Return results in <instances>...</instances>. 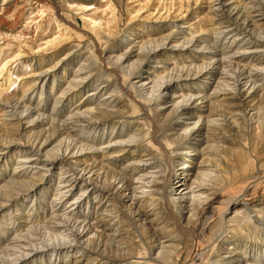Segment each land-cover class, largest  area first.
Here are the masks:
<instances>
[{
    "label": "rangeland",
    "instance_id": "1",
    "mask_svg": "<svg viewBox=\"0 0 264 264\" xmlns=\"http://www.w3.org/2000/svg\"><path fill=\"white\" fill-rule=\"evenodd\" d=\"M249 5V0H221L219 4L215 0H0V150L6 152L5 159L0 160V264L14 261L13 255L6 248L13 237L16 240L31 237L33 241L38 238L50 246H65L59 249L60 252L39 251L35 256L26 254L27 257L20 264H133L131 259L158 264L150 259L160 249L153 247L155 236L152 235L151 228L159 227L168 234L172 232L180 237L183 235L182 226L191 221L189 210L186 212L182 207L179 208V204L169 200L174 186L172 171L183 164L182 159L172 158L170 151L183 142L184 137L192 136L198 126L207 125L206 128L211 130L208 120L214 112L221 110L224 113V107L219 99L211 97L213 104L205 110L202 108L200 120L198 114L177 126L175 121L178 107H170L156 116L149 113L147 109L151 103L147 100L156 94L157 89L148 97L130 85L131 77L145 78L150 71H157L159 75L164 74L174 80L178 77L180 67L193 66V75L198 70L195 66L204 64L206 69L212 67L210 62L214 58L198 56L200 58L196 59L195 54L189 50L179 51L187 48L174 49V45L185 37L194 36L201 39L203 44L215 45L221 50L230 45L234 47L233 43L239 36L237 31H232L230 35L219 33V29L228 21L236 26V30L248 31V34H244L245 41L234 47L235 51L252 49L248 48L255 37L251 30L262 36L258 29L264 27V17L262 20L255 17L259 10L253 12L247 9ZM213 7L219 9L212 10ZM260 9L264 11L263 6ZM256 19L258 20L255 21ZM169 35L173 40L157 48L156 53L148 58L147 51H150L152 44L163 41ZM143 38L147 39L146 43L139 46ZM168 41L169 39L166 42ZM243 57L237 63L244 68L248 65L264 66L263 52L255 51ZM125 58L127 60L123 63ZM82 64L89 66L85 74L88 79L77 93L79 97L62 99L60 96L72 79V74ZM219 67L214 66V70L219 71ZM43 69L53 71L34 85L37 80L28 76L42 72ZM136 73L139 75H134ZM206 75L205 72L199 75L198 85L201 87L204 86L203 82H207ZM157 80L155 83H159ZM262 81L260 78L256 81L255 89L259 85L263 87L257 89V95L251 101L256 102L255 107H262L259 123L247 117L238 122L234 120V126L228 123L223 127H212L211 138L200 145L182 144L185 152L194 153L205 152L204 147L211 146L212 156L219 157L211 160V163L219 166L218 176L213 180L219 193L235 187L236 183L251 176L260 177L264 174V96L260 95V92H264ZM102 84L110 87L103 90L98 99L113 94L112 101L102 105L110 114H102L104 118L99 117L93 123V126L96 125L93 130L81 131L79 136L75 131L67 135L76 137L81 144L91 146L87 154L91 160L89 163H96V169L101 170V173L92 183L78 180L61 209L68 208L65 205L72 199L82 200L80 206L75 208L81 218L69 219V223L73 225L76 220L83 218L89 223L98 220V216L104 215L106 207L107 212L112 213L115 219L103 222L106 223L103 227L109 226V232H106L108 235L102 234L99 236L101 238L78 242L65 235L71 234L69 231H53L48 227L51 197L60 184L64 161L54 162L53 165L48 161L47 167L50 168L41 171L43 175L38 173L40 177L37 179L38 182H51H46L44 189L40 185L32 190L26 188L30 181L33 182L29 176L18 177L14 174L15 167L20 165L17 163L16 152L23 147L21 144L28 143L36 149L39 147L41 161L62 154L67 137L60 133V127L72 113L70 106L78 103L83 96L87 97L88 93ZM183 90L188 93L196 88ZM206 91L211 92V89ZM209 98L204 96L200 102L204 103ZM10 102H13L12 106L9 105ZM245 106L242 104V108ZM114 131L122 134L117 135ZM15 138L21 142L18 141V144ZM111 139L129 140L130 148L124 153L121 150L125 148L118 146L98 150ZM46 140L51 143L44 147ZM192 146L195 147L194 150H191ZM208 148H205L207 152ZM135 149L136 153L133 151ZM117 152L122 155H115ZM34 158L36 160L37 155ZM140 158L155 162L154 165L158 167L151 169V172L160 168L162 173L156 179L157 182L153 183L154 191L151 195L145 196V201L141 199L143 201L140 206L146 211L137 215L136 206H132L129 201L118 200L113 193L112 180L128 175L133 165L127 168L124 166L132 160L136 163ZM200 158L198 156L197 161ZM153 173L155 172L151 174ZM252 208L261 209L259 216H263L264 198L257 199ZM256 213L254 211L253 214L256 216ZM80 225L84 227L79 223L75 226ZM237 226L234 227L238 230L236 234L245 239H240L239 244L243 246L247 243L253 256L262 258L263 261L259 260L257 263L264 264V226L256 220H242ZM118 231V235H113ZM212 250L215 264H227L228 259L235 255L221 248L218 250V247H213ZM166 256L163 255L161 259L168 263ZM253 261L251 259V263ZM174 264L181 263L174 261Z\"/></svg>",
    "mask_w": 264,
    "mask_h": 264
},
{
    "label": "bare ground",
    "instance_id": "2",
    "mask_svg": "<svg viewBox=\"0 0 264 264\" xmlns=\"http://www.w3.org/2000/svg\"><path fill=\"white\" fill-rule=\"evenodd\" d=\"M215 1L216 4H219L221 2V0ZM249 1L251 5H249L247 9H250L253 12L259 10L255 17H260L258 19L262 20L264 17V11L263 9L261 10L260 7H264V0ZM218 9V7H213L212 10ZM258 19H256L255 21H257ZM236 29V26L232 25L230 21H228L223 27L219 29V33L224 35H230L232 31H237L239 36L233 43L234 47L240 45V42H244V34H248L247 30ZM258 30H260L258 32H261L262 36H258L261 34L255 33L256 31L254 32V30H251L255 37L254 40L250 42L251 46L248 48L252 49L240 52L235 51L236 49L231 45L226 49L221 50V48L219 49L215 45L203 44L201 42V39L195 38L194 36L191 38H183L179 43L174 45V49L187 48L185 50L179 49V51L187 52V50H189L191 51V53L195 54L196 59L200 58L198 56L208 57L209 59L214 58L210 62L212 63V67L208 69H206L207 66H204V64L201 66H195L194 68L198 70L194 75L192 73H194L195 71L192 70L195 69H192L193 66L189 65L183 68L180 67L178 70V77L174 80L172 78H168L164 74L159 75L157 71H150L149 73H147L148 75L145 78H141V76H132L134 77L132 79L131 77L132 81L130 80V85L143 94L147 95L148 97H151L150 94L154 92V89H157V91H155L156 94L147 100L151 103L148 105L147 109L149 113H152L156 116L164 113L170 107H178V113L176 114V116L178 115V117L175 121V124L177 126H179L181 123L183 124V122H187L195 118L198 114V119L200 120V116L203 114L202 108L203 110H205L207 107L213 104V102H211V97L219 99L224 107V109H222L224 110V113L220 112L221 110H219V112H214L211 115V118L208 120V124L211 126V130L209 128H206L207 125L202 127L198 126L197 128H195L197 130L192 136L188 135L187 137H184V141L180 142L178 146H176L178 148L175 147L174 150L170 151L172 158L182 159L183 164H181V166L177 168L176 171H172L171 176L174 179V186L172 188V195L171 197H169V200L173 203L179 204V208L182 207V209H184L185 211L189 210L191 212L189 215V220L191 221L182 226L183 235L181 234L180 237H178L177 235L175 236V234H172V232L168 234V232L159 227L151 228V230L153 231L152 235L155 236L153 247L155 249H160L158 254L153 258L151 257L150 259L157 262L158 264H174V261L180 262L181 264H215L213 262V253L211 252L213 251V247H218V250L219 248H221L223 250H226L228 253L235 254L232 258L228 259V261L226 262L227 264H242L243 262L244 264H258L257 262L259 260L263 261L262 258L259 259V257H257L258 255H256V257L253 256L251 249L248 250L249 245L247 243H245V245L243 246L239 244L240 239H244V237L241 236L240 238L239 235L236 234V232H238L237 228L235 229L234 227L240 225L242 220L248 222H250L251 220H256V222L258 221V223L264 226V215L259 216L261 209L252 208L253 203L257 199L264 198V174L260 177L251 176L239 183H236L235 187L225 189L224 192L219 193L216 186L213 184L214 178L218 176L217 174L219 173V166H215L214 163H211L212 159H216L219 157L217 155L214 157L212 156V150L210 149L211 146H208L209 148L204 147L206 154H203L205 153L203 151H198L195 153L191 151L185 152L182 145L190 143L200 145L204 140H208L211 138L210 133L213 130L212 127H223L228 123H232L234 126V120L238 122V120L240 121L247 117L251 121L259 123V115L262 107H255L254 104L256 102L253 103L251 101L257 95V93H255L257 89L263 87V85H259V87L255 89V87L257 86L256 81L259 78L263 79L261 83H264V66L248 65L244 68L241 64L237 63V60L244 58L243 56H245V54H250L255 51L264 53V27H260V29ZM138 38H140V36ZM167 39H169L168 42H166ZM146 40H144V38L141 39L139 42V46L140 44L146 43ZM171 40H173V38L171 37V35H169L163 41H155L154 44H152L153 46L150 48V51H147L148 58L156 53L157 48H161L166 44H169ZM255 46L260 47L256 48ZM192 56L194 57V55ZM124 57L125 56H123V58ZM126 60L127 58H125L123 63H125ZM141 61H143V59L140 60V62ZM85 65L82 64L77 70L74 71V73L72 74V79H70L69 83L66 86V89L60 96L62 99L63 97L65 99L79 97L77 93L80 92L82 87L85 85L86 80L88 79V75L85 74L87 73L86 68L89 66L85 67ZM214 66H220L219 71L214 70ZM156 67L162 68L163 66L156 65ZM41 71L42 72L35 73L32 76H28L34 77V80H37L35 81L34 85L39 80L46 77V75L50 71H53V69H43ZM203 72L207 74V82H203L204 86L201 87L200 85H198V81L199 75ZM134 75L139 74L136 73ZM157 79L159 80V83H155ZM156 84L158 86H154ZM109 87L110 86L106 84H102L101 86L99 85L95 90L88 93L87 97L83 96V98H81L78 103L70 106L69 110L70 113H72L68 120L63 122L62 126L60 127V133L65 134V136L67 137L65 141V149L62 154L56 155L52 159L48 158L41 161L40 157L42 156V154L39 147L36 149L33 146H30L28 143L21 144L23 147L16 152V154L18 155L17 163L20 165L15 167L16 170L14 169V174L18 177L29 176L30 179L33 180V182L30 181V185L26 188H31L32 190H35L36 187L40 185L44 189L46 188V186H44L45 183L47 182L49 184V182H51H38L37 179L40 177V175H37L38 173L42 174L41 171H46L50 168L47 167L48 161H50V165H53L54 162L64 161V163H62L65 166H63L62 168L63 175L61 174L62 176H60V184L58 185L57 191L54 192L53 197H51V219L49 221L50 224L48 227L53 231H69L71 234L65 235L72 237L70 240H74L75 238L78 242L88 241V239L95 237L101 238L99 237L100 235L106 234L107 231L109 232V226L103 227L104 224H106L103 222L112 221V219H115V216H112V213L109 214L107 212L106 207L104 209V215L101 217L98 216V220L89 223L85 222V219L83 218L82 220H76L75 224L73 225L69 223V219L81 218L78 217L79 212L75 211V208L80 206L79 204H81L82 200L79 201L76 200V198L72 199L71 201H68V203H66L67 205H65L66 207L68 206V208L61 209L63 204L67 202L69 193L72 194V187L75 186V183L78 182V180H81V182L92 183V181L101 173V170L97 171V166L95 165L96 163H89V161L91 160H89V155L87 154L90 152L91 146L83 143L81 144L77 141L76 137L72 138L71 136L67 135L69 134V132L70 134H72L71 132L75 131L79 136L81 131H87V129L93 130L96 126H93V123H96L99 117L104 118L102 114H110V112L105 110L102 105L111 102L113 94L110 93L108 95H104L102 99H98L100 93L103 90H108ZM192 87L196 88V90L191 91L195 93L188 92V94L186 93L187 91L183 90L187 88L190 89ZM197 88H200L201 90H197ZM208 88L211 89V92L206 91V89ZM260 95L264 96V92H260ZM204 96H209L210 98L208 101L202 103L200 102V99L204 98ZM2 103L3 102H1V104ZM11 103L13 102H10L9 105H11ZM241 103L246 106L242 108ZM17 106L20 107V105ZM20 111H18V113ZM94 113H98V115H93ZM88 114L91 115L88 116ZM91 121L94 122L91 123ZM113 127L116 128V126ZM117 133L118 131L115 132V134ZM120 134H122V132H120ZM134 134L135 130L133 132V135ZM15 140L18 143L19 140L17 141L16 138ZM45 142L46 143L44 144V147L51 143V141L49 140H46ZM129 143V140L118 141V139H111L106 145H102L100 149L98 148V150L104 151L105 149H108L112 146H118L119 148H125V150H121L122 153H124L127 152V148L130 146ZM192 147L193 148H191V150H194L195 147ZM205 148H208V152ZM133 151L134 153H136L135 151L137 150L135 149ZM122 153L117 152V154L115 155H122ZM35 155H37L36 160L34 158ZM5 156L6 152L0 150V160L5 159ZM198 156L201 157L199 161H197ZM107 157L108 156H106V158ZM154 163L155 162L152 161H145L143 158L138 159L136 163L132 160L130 161V163H127L126 166H124L127 168L133 165V168H131L129 174L117 177L118 179L113 178L112 180V185L114 188L113 193H115L119 201H129L132 206H136L137 215L142 214L146 211L140 206V203L143 201L141 199H144L145 196L151 195V193L154 191L153 183L157 182L156 179H159L160 173H162L160 172L159 168V170L154 169L152 172L155 173L151 174V169L156 168L157 166H155ZM169 178L170 175L167 178V181L169 180ZM222 183H224V181ZM253 210L257 211L256 216L253 214ZM105 216H109V218H106ZM94 222L97 223L94 224ZM78 223L82 224L84 227H82L81 225L76 227L75 225H77ZM122 225H124V223ZM118 234L119 231L113 235L116 236ZM41 238L43 237L41 236ZM178 238L182 241L179 242ZM37 239L38 238H34L33 241V238L31 237H24L16 240L13 237L12 240L8 242L9 245L6 247L8 252L13 255L14 261L10 262V264L22 263L25 257H27L26 254L35 256L39 251H41L42 253H46L49 251L60 252L59 249L65 247L63 245L50 246L44 243L46 241L43 242V240L39 241V239ZM45 239L47 240V237ZM57 239L58 238H56V240ZM35 240H37V242ZM227 244H230V246L227 247ZM124 245H127V243H125ZM71 246L72 244L69 245V247ZM231 248L234 251L231 250ZM246 251H251V253L244 254ZM163 255H167L166 257L168 263L163 262V259H161ZM251 259L254 260L252 263ZM247 261L250 263H248ZM130 262H132L133 264H148V261L137 262V259H131Z\"/></svg>",
    "mask_w": 264,
    "mask_h": 264
}]
</instances>
